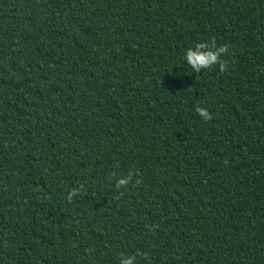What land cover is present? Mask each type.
<instances>
[{
  "label": "trees",
  "instance_id": "16d2710c",
  "mask_svg": "<svg viewBox=\"0 0 264 264\" xmlns=\"http://www.w3.org/2000/svg\"><path fill=\"white\" fill-rule=\"evenodd\" d=\"M122 253L264 264V0H0V264Z\"/></svg>",
  "mask_w": 264,
  "mask_h": 264
},
{
  "label": "clouds",
  "instance_id": "9594fccd",
  "mask_svg": "<svg viewBox=\"0 0 264 264\" xmlns=\"http://www.w3.org/2000/svg\"><path fill=\"white\" fill-rule=\"evenodd\" d=\"M207 42L208 43H197L194 48L186 49L184 59L187 64L195 73H199L202 69H211L214 67H218L221 72L226 71L228 62L222 60L221 57L228 52V46L220 45L217 47L215 38H210ZM195 112L205 121L211 119V114L203 107L197 106ZM113 176H115V173H113ZM132 179V172H129L126 176L117 177L115 179L114 188H126L132 182ZM136 183H140V181L137 180ZM85 194L84 185L80 184L68 191L65 198L71 203L77 196ZM137 255H141V253H136L134 255H125L122 253L119 258V264H135Z\"/></svg>",
  "mask_w": 264,
  "mask_h": 264
}]
</instances>
